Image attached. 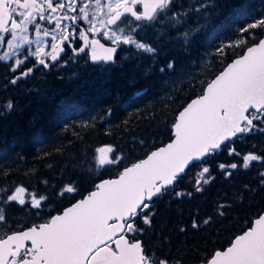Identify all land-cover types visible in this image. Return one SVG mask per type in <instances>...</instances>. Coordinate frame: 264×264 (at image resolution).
Wrapping results in <instances>:
<instances>
[{"label":"snow or ice","instance_id":"obj_1","mask_svg":"<svg viewBox=\"0 0 264 264\" xmlns=\"http://www.w3.org/2000/svg\"><path fill=\"white\" fill-rule=\"evenodd\" d=\"M78 2L79 0H42L41 3L40 0H23L21 3V0H0V32L12 35L11 40H6L5 36L0 35V46L7 43L10 49L20 47L13 43L17 30L27 32V24L35 23L31 19L33 11L39 14L45 5L52 12L66 7L78 12L77 15L58 17V25L60 19H70L73 22L88 19V5L77 10L73 5ZM95 2L97 11H102L101 0ZM170 2L171 0H107V20L104 23L115 25L117 31L123 34L124 29L120 24L126 22V19H122L126 14L137 21L151 22ZM139 3L144 5L142 12L135 10L134 6ZM13 4L24 8V11L18 13L22 18L20 21L12 19L16 13V8L10 7ZM80 13L84 15L81 16ZM9 20L12 23L11 29L6 26ZM260 25H264V20L250 24L242 31ZM48 34L47 31L44 32L45 36ZM70 35H62L61 42L69 41ZM187 35L185 33V36ZM20 39L31 43L27 36H21ZM116 39L118 41L119 37ZM123 43L134 44L146 52L154 51L131 36H124ZM98 44L99 41L91 42L90 58L93 61H112V53L116 49L104 48L99 44L104 54H98ZM52 48L55 53L56 46L53 45ZM42 51L43 49H37V53ZM79 51L83 52L84 48ZM16 55L13 52L10 56L6 52L0 56V60H9ZM51 59L56 60V54H51ZM14 63L15 68L12 70L16 71L23 61L17 58ZM39 63L46 66L43 59ZM31 71L32 68L21 71V76L26 77ZM15 82L16 80L12 81ZM4 107L10 111L13 104L9 101ZM258 125H264V39L248 47L244 56L235 60L207 84L204 95L193 100L180 112L178 122L174 125L176 138L172 143L125 168L118 179L103 181L97 185V191L90 193L86 199L68 208L61 215L52 216L47 222L34 225L26 231L5 234L0 238V264H181L179 261H154L145 254L140 241L133 239L129 242L126 234L141 231L134 227L137 216H141L145 224L150 223V215L146 210L150 209L154 197L163 196L191 163L200 161L204 156L219 149L222 143L237 133L252 132ZM260 130L264 131V128ZM97 151L104 154L112 149L106 147ZM234 152L235 149H232L230 154ZM258 160H264V156L248 153L243 157L242 167L248 168L251 162ZM113 162L103 155L99 159L100 164ZM225 167L235 169L238 165H220L221 169ZM208 172L209 169L205 167L200 176L203 177ZM207 182L206 179L203 180V183ZM200 190L201 188L197 187V191ZM25 191L23 187L16 188L7 196V201L24 205L26 201L22 194ZM65 191L73 192L74 189L68 186ZM31 196V204L35 208H40L41 202L47 199L44 196L37 198L34 193ZM4 220L3 210L0 209V223ZM204 223L207 224L208 221L205 220ZM196 226L194 223L193 227ZM26 241H30V245L25 243ZM108 241L116 245L115 249ZM208 264H264V215L255 220L253 227L236 237L229 248L217 251Z\"/></svg>","mask_w":264,"mask_h":264}]
</instances>
